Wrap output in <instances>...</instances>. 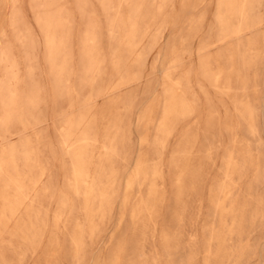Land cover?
Wrapping results in <instances>:
<instances>
[{"label":"rangeland","instance_id":"rangeland-1","mask_svg":"<svg viewBox=\"0 0 264 264\" xmlns=\"http://www.w3.org/2000/svg\"><path fill=\"white\" fill-rule=\"evenodd\" d=\"M0 264H264V0H0Z\"/></svg>","mask_w":264,"mask_h":264}]
</instances>
